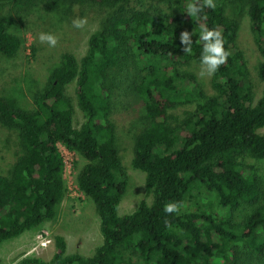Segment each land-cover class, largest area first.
<instances>
[{
    "label": "trees",
    "instance_id": "1",
    "mask_svg": "<svg viewBox=\"0 0 264 264\" xmlns=\"http://www.w3.org/2000/svg\"><path fill=\"white\" fill-rule=\"evenodd\" d=\"M10 2V11L0 12V54L7 58L24 44L14 32L20 15L36 7L66 5L68 28L78 17H100L81 59L63 50L33 108L0 96V127L15 132L20 147L10 168L0 172V245L56 216L67 190L60 145L85 159L76 180L95 204L103 242L90 255L67 253L65 236L56 234L51 259L26 256L16 264H264V180L252 162L264 159V59L255 99L238 41L240 20L228 11L229 2L249 4L251 31L264 57V0H215V9L192 18L187 5L194 0ZM204 26L220 30L232 53L212 75L214 95L192 68L201 63ZM185 30L195 33L191 54L180 41ZM73 82L84 115L80 127L67 93ZM123 93L140 107L132 165L145 173L153 197L126 214L119 205L128 179L112 116ZM203 187L220 210L192 200ZM169 202L182 203L179 213L164 211ZM243 205L250 211L238 220Z\"/></svg>",
    "mask_w": 264,
    "mask_h": 264
},
{
    "label": "rangeland",
    "instance_id": "2",
    "mask_svg": "<svg viewBox=\"0 0 264 264\" xmlns=\"http://www.w3.org/2000/svg\"><path fill=\"white\" fill-rule=\"evenodd\" d=\"M11 7L10 0H0V12L10 11ZM67 11L66 5L51 9L40 6L30 13L20 15V23L14 32L24 39L22 49L13 58L0 54V96L7 97L15 106L33 108L35 94L44 86L51 69L59 64L63 50L68 49L81 59L88 48L91 33L100 27V17L90 13L87 15L88 23L83 29L74 26L68 28L65 23ZM228 11L240 20L238 41L250 68L255 99H258L263 87L258 67L264 57L255 44L251 31L249 4L229 2ZM42 32L59 37L56 47L40 42L39 35ZM192 68L199 80L204 83L207 92L210 95L217 94L211 84L212 75H201V63H195ZM75 87V82L71 83L67 93L75 103L74 125L80 127L84 115L76 104ZM118 92L116 90L115 95ZM115 102L112 116L116 122L118 146L128 179L126 193L119 205V213L126 214L134 211L140 201L151 202L153 197L146 191L145 173L132 165L133 134L141 114L140 107L132 94L123 93L116 97ZM260 131L264 133V127ZM60 150L66 163L64 178L67 190L57 206L56 216L17 238L4 241L0 245V259L4 264H16L26 256L51 259L56 252L54 240L56 234L65 236L68 243L67 253L79 252L90 255L96 246L103 242L95 204L80 190L76 180L78 170L84 165L85 159L63 145H60ZM18 153L20 147L16 133L0 127V172H6L10 168ZM252 162L257 165L258 172L264 180V159ZM191 198L202 205L211 202L216 210H220L214 194L204 187L196 189ZM249 211L250 208L243 205L237 211V219L241 220Z\"/></svg>",
    "mask_w": 264,
    "mask_h": 264
},
{
    "label": "clouds",
    "instance_id": "3",
    "mask_svg": "<svg viewBox=\"0 0 264 264\" xmlns=\"http://www.w3.org/2000/svg\"><path fill=\"white\" fill-rule=\"evenodd\" d=\"M205 8H216L215 0H194V2L188 3L187 14L188 16L197 17L200 13L204 11ZM73 26L77 29H83L87 23V17H78L73 20ZM195 33H190L185 30L180 34V41L183 45V51L186 54H191L192 52V35ZM39 40L42 43H47L50 47H56L59 41V37L52 33H40ZM199 40L204 42L203 52L201 54V75H213L219 70L220 66L227 63L229 56L232 54L229 50H226L224 44L226 43L223 33L218 29H209L208 27H202L199 35ZM182 207L181 202H169L165 204L164 211L167 214L179 213ZM166 226L170 227L168 221L165 222Z\"/></svg>",
    "mask_w": 264,
    "mask_h": 264
}]
</instances>
